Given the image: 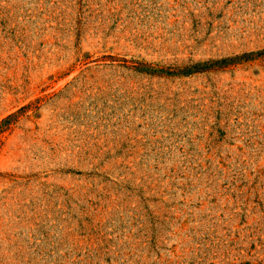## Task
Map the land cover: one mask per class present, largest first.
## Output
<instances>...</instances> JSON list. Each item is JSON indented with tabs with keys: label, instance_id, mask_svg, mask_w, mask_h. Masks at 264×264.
I'll list each match as a JSON object with an SVG mask.
<instances>
[{
	"label": "rangeland",
	"instance_id": "rangeland-1",
	"mask_svg": "<svg viewBox=\"0 0 264 264\" xmlns=\"http://www.w3.org/2000/svg\"><path fill=\"white\" fill-rule=\"evenodd\" d=\"M0 264H264V0H0Z\"/></svg>",
	"mask_w": 264,
	"mask_h": 264
}]
</instances>
